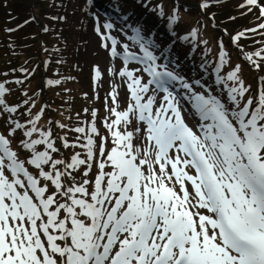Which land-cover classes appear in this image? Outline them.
Wrapping results in <instances>:
<instances>
[{
	"label": "rangeland",
	"instance_id": "374dc122",
	"mask_svg": "<svg viewBox=\"0 0 264 264\" xmlns=\"http://www.w3.org/2000/svg\"><path fill=\"white\" fill-rule=\"evenodd\" d=\"M152 1L168 10L173 23L186 24L181 38L192 40L196 50L189 62L177 56L176 39L149 28L148 16L124 17L113 0H0V264H107L136 238L145 208L150 215L153 204L162 203L156 198L161 169L166 181H174L171 165L182 157L191 169L188 177L197 181L191 159L175 140L163 164L156 163L157 149L129 91L139 89L145 102L150 96L157 100L156 114L147 110L156 120L166 102L153 89L144 90L149 87L144 65L121 61L127 51L145 53L155 66L176 71V99L200 156L210 162V180L221 183L213 194L217 207L226 208L227 202L246 232L228 192L241 198L240 193L250 210L264 203L248 178L251 174L264 185V0L255 5L251 0ZM233 157L248 169L247 177L236 170L224 173V159ZM129 182L131 191L122 194ZM199 192L203 199L196 195V200L213 211ZM130 207L134 216L114 231L116 217ZM163 230L159 225L153 231L149 245ZM251 238L264 245V230ZM140 258L141 250L122 264Z\"/></svg>",
	"mask_w": 264,
	"mask_h": 264
},
{
	"label": "bare ground",
	"instance_id": "6f19581e",
	"mask_svg": "<svg viewBox=\"0 0 264 264\" xmlns=\"http://www.w3.org/2000/svg\"><path fill=\"white\" fill-rule=\"evenodd\" d=\"M144 96H147V95L145 94ZM147 105H148V109H150V111L153 114L154 113L156 114V111L160 108L159 105L157 104V100L153 96H150ZM171 144H172V142H171ZM168 152H167L165 158L168 157ZM152 153L153 152H151V154ZM138 154H139V152H138ZM138 154H136V155H138ZM147 157H149V156L148 155L143 156V159L146 160ZM141 158H142V156H141ZM178 160H179V162H176V163L173 162L171 165L172 169H176V167H177V170H175V172H177V175L175 176L176 178L174 181H166L162 177L163 170L161 169V173H159V175L156 178V184L158 187L157 189L159 190L156 198L158 200L164 201V203H165L164 205H169V206L174 207L176 210L184 211L187 215H189V217H193V214H194L193 212L194 211L196 212L197 219H195V217H193V225L192 226H193L194 230L196 228H198L200 231V234L202 236L201 240H199V245H202V244L204 245V248H203L204 250H202V257H201L202 263L230 264V263L226 262L224 260V258H221L222 253L227 252V247H226L225 243H223L222 241H220V243L217 242V231H216L217 221L215 220V223L213 222L214 212L216 213V211L222 210V208L221 207L218 208L217 204H216L217 208H215L214 211H211L210 208H208V212L205 210L202 202H198L196 200V195H198L201 199H203V197L200 195V192H199L200 190H203V188H204L203 185H201L199 181L198 182L192 181L188 177V175L190 176L191 169L189 167H187L186 161L182 157L178 158ZM144 164H146V163H144ZM142 166L146 167L147 165H140L141 168H142ZM234 170H236V166H234V164H233L230 172H232ZM225 172H227V171H225ZM253 178H254L253 176L249 175V180H251V182L253 183L255 190L257 188H261L262 193L259 196L261 198H264V186L259 185V183L256 182V180ZM164 189H172L173 196H172L171 201L164 198V196H163V193H164L163 190ZM178 196H180V199H178L176 201V198ZM226 205H227V208L230 209V206L227 202H226ZM147 209L144 212L145 215L148 214ZM1 214L4 215L3 211H1ZM133 214L134 213H132V215ZM225 214H226L227 222L231 223L233 226H235L241 232V234L244 236V233H246V232H244V228L242 229L236 225L237 222L241 221V219L237 218L235 216L234 210L233 209H232V211L226 210ZM262 229H264V227ZM219 233L220 232H218V234ZM150 237H151V235L143 241L142 246L140 248L143 252L141 259L145 260L147 262L151 259V256L155 252L157 253L162 248L163 240L165 238V231L160 234V237L157 238V240H156V242H154L153 246H151V245L149 246V244H148ZM106 256H109V254H107ZM126 259L127 258L121 260L120 262H123ZM168 264H170V263H168Z\"/></svg>",
	"mask_w": 264,
	"mask_h": 264
},
{
	"label": "trees",
	"instance_id": "16d2710c",
	"mask_svg": "<svg viewBox=\"0 0 264 264\" xmlns=\"http://www.w3.org/2000/svg\"><path fill=\"white\" fill-rule=\"evenodd\" d=\"M96 2L98 0H95ZM101 4H105L110 2V0H100ZM113 2L122 9L121 14L124 17H127V13L139 12L141 17L148 16L150 18V26L149 28H153V32H155L154 28L165 31L166 34H170L169 38L176 39L177 42V51L178 57H181L184 62H189L192 58H194L196 54V50L194 49V42L190 39H183L181 35L184 31V26L186 25L182 19L176 20L174 23L172 22V18L167 15L162 9H160L156 4H152V0H146L143 3V0H113ZM147 3H151L149 8L146 7ZM113 4V3H112ZM169 9V7H167ZM58 25V22H56ZM67 38L65 39V42ZM200 54V53H199ZM197 64V63H196ZM198 66V65H197ZM70 91L76 96L75 87L72 86ZM75 119H80L79 122H83L84 120L79 118L78 115L74 114ZM47 124L48 121H46Z\"/></svg>",
	"mask_w": 264,
	"mask_h": 264
}]
</instances>
